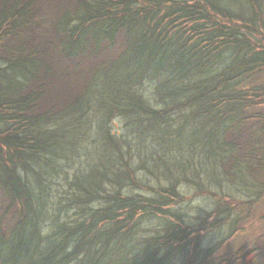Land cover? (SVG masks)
Listing matches in <instances>:
<instances>
[{"label":"trees","instance_id":"1","mask_svg":"<svg viewBox=\"0 0 264 264\" xmlns=\"http://www.w3.org/2000/svg\"><path fill=\"white\" fill-rule=\"evenodd\" d=\"M6 1L10 8L0 10V264H209L210 252L190 247L187 217L175 206L182 185L217 195L213 221L205 217L193 229L199 236L220 229L226 217L239 218L237 196L251 205L264 192L253 176L264 159V108L256 113L254 107L264 104L258 94L264 88L243 84L264 68V44L254 49L248 37L264 32V0L173 3V23L207 20L197 14L202 3L247 22L244 29L194 24L206 32L197 42L170 35V23L157 33L154 16L140 20L132 10L136 2L153 7L162 0H79L51 27L55 43L33 33L31 6L38 0ZM119 36L125 50L110 65L91 67L105 73L107 92L100 94L108 99L96 98L100 87L91 81L79 98L44 106L46 77L55 67L45 63L50 52H59L71 71ZM86 95L106 117L92 112ZM115 112L124 126L112 125ZM148 222L150 230L143 227Z\"/></svg>","mask_w":264,"mask_h":264},{"label":"rangeland","instance_id":"2","mask_svg":"<svg viewBox=\"0 0 264 264\" xmlns=\"http://www.w3.org/2000/svg\"><path fill=\"white\" fill-rule=\"evenodd\" d=\"M8 1L0 0V10L8 9L10 6H4L3 3ZM14 0H10L12 2ZM22 3L28 2V0H19ZM180 0H162L163 3H157L156 6L150 7L149 4L142 2H136L132 6V10L140 11L138 16L143 17L140 20L150 19L152 18V26L158 24L157 33L162 32L163 25L169 24L167 26V30L169 31L170 35L179 34L186 39L191 41L197 42L199 38H203L206 32H203L201 28L194 27V24H203L208 28L214 27L215 23L224 24V25H236L241 29H244V26L247 24L246 21L236 20V18H232L228 14L222 15L217 12H214L210 6L202 3L201 6L203 9H198L197 14L203 16L207 14L209 18L207 20L197 23H192V25H182L184 22L180 20V22L173 23L175 16H168L170 8L173 3L178 2ZM79 0H38L37 2L33 3L31 8H33L36 12L33 15V18L36 24L33 26V33L37 35L38 40H44L48 38V36L53 39L54 43L57 41L52 33L50 32L51 27L59 21L63 17V14L67 11L74 12L77 8ZM199 0H194L189 2V4L198 3ZM182 4V3H181ZM232 6L230 5V8ZM204 14H203V13ZM262 19L264 20V3H263V14L261 15ZM172 22V23H171ZM232 22V23H231ZM197 33L194 32V29ZM185 31H184V30ZM245 34H248L246 30H242ZM249 35V34H248ZM247 35V36H248ZM251 42L254 44L255 48H260L264 44V32L255 34L254 36H248ZM116 44L113 45L112 48L103 49V47L98 48L97 55L88 53L85 58H82V61L77 65H72V70H66L63 66L64 64L70 63L64 60V57L61 56L59 52H50V59H46L45 63L50 62L54 64V70L51 74L46 77V85L45 89H47L46 96L44 98V106L46 104H50L52 102L62 104V100L66 98L70 99H77L80 97L86 87L90 84H93L94 87L98 84L100 87V91L97 94V99H108L101 94L103 92H107L105 85L102 83L104 80L105 73L99 72V70L91 68L93 64H98L101 62H109L115 57H118L124 50H125V37L119 36L116 39ZM95 52V51H94ZM93 53V51H92ZM90 54V56H89ZM112 62L108 63L109 65ZM254 76L252 81H248L247 83H243L244 87L246 88H264V68L259 69L258 71L254 72ZM98 78V82L95 83L93 81L94 77ZM101 93V94H100ZM261 96V99L264 100V91L261 93L258 92ZM86 97H88L86 95ZM90 103L92 105L89 108L95 113L96 110L99 111V114L106 117L103 111L96 107H93V100L95 98L91 97ZM256 109V113L260 112L259 109L264 108V104L261 105H254ZM91 113H89L90 115ZM113 122L112 125L124 126V118L120 116L118 112L112 114ZM98 116V115H97ZM255 131V130H254ZM256 136L254 137V141ZM250 140L253 138H249L248 140L244 141V144L249 143ZM261 150L260 153L264 155V139H261ZM261 158V157H260ZM261 163L259 164V168L253 173L254 179L258 182H262L261 189L264 190V159H261ZM181 191H179L182 195V200L180 201L179 206H175V209L178 213L184 212L185 216L187 217L186 222L183 223L184 228L187 229L190 233L189 238L187 241L190 243V247L198 246L197 251L198 254H207V261L209 264H264V192L257 197L255 203L249 205L247 203V199L244 197L237 196L241 198L243 203L235 205L237 213H240L239 218L234 221L235 217H226L221 215V219L224 218L221 224L220 229H208L206 231H202L201 234L193 233V229L200 224L205 217L208 220V224L213 221L215 217L211 212L213 208L214 202L217 198L213 197L216 195L213 191H206V192H194L193 189L182 185ZM215 190H218L214 188ZM220 191V190H219ZM217 196V195H216ZM222 199V198H221ZM1 213V210H0ZM235 214L234 216H236ZM236 224L233 226V224ZM2 223V222H1ZM143 223V222H142ZM143 227L152 228L150 222L144 223ZM181 225V223H180ZM210 226V225H209ZM233 226V227H232ZM233 233L231 230H233ZM198 237V238H197ZM187 241H185L187 243ZM198 242V244H197ZM238 252L240 254H238ZM233 258L231 262H229L228 258Z\"/></svg>","mask_w":264,"mask_h":264}]
</instances>
